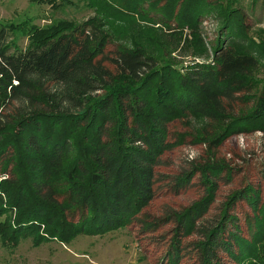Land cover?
<instances>
[{"label":"trees","instance_id":"trees-1","mask_svg":"<svg viewBox=\"0 0 264 264\" xmlns=\"http://www.w3.org/2000/svg\"><path fill=\"white\" fill-rule=\"evenodd\" d=\"M222 3L91 0L98 16L79 24L54 23L26 48L13 47L9 25L0 23V216L9 215L7 239L30 234L36 245L70 243L82 234L132 225L156 196L162 157L184 143V134L176 141L170 135L177 120L205 119L203 136L192 138L211 152L233 136L264 132V81L257 77L262 62L239 10L222 16L225 38L212 57L184 72L173 64L160 66L140 44L121 45L101 21L166 26L178 38L177 29L193 31ZM147 4L161 16L159 22L142 6ZM211 157L175 179L180 191L200 175L205 187L200 199L164 219L141 223L153 231L174 224L169 264L180 263L187 237L196 238L190 251L198 264H227L221 252L231 264H264L261 188L248 184L235 190L219 221L207 219L221 177L233 178L231 167ZM240 202L251 211L248 236L231 213Z\"/></svg>","mask_w":264,"mask_h":264},{"label":"rangeland","instance_id":"rangeland-1","mask_svg":"<svg viewBox=\"0 0 264 264\" xmlns=\"http://www.w3.org/2000/svg\"><path fill=\"white\" fill-rule=\"evenodd\" d=\"M56 2L52 4L48 0H0V23L9 25L12 33L11 45L15 48H26L33 38L43 36L47 30L53 29L54 23L79 24L98 16L96 10L89 6L91 0ZM222 2L223 7L211 9L202 18L203 23L193 31L187 28L177 29L178 38L173 36V28L162 25H138L134 21L121 20L114 22L111 18H107V22L101 18V21L104 29L121 45L133 47L140 44L158 59L160 66L173 64L184 72L188 65L212 57L217 42L225 38L221 36L222 16L228 9L239 10L248 39L254 45L252 49L261 58L262 67L257 77L264 81V0ZM142 6L146 11H151L150 16L155 21H160L161 16L156 10L148 9V4ZM138 32H141L138 35L141 38L135 39ZM113 48L115 45L109 47L108 53ZM234 107L238 110L240 105L236 102ZM205 125V119L190 115L169 126L173 141L177 140L178 134H184V143L162 157L156 168V196L132 225L102 235L82 234L70 243L49 240L36 245L34 236L30 234L16 240L7 239L9 215L0 216V264H169L168 253L172 250L174 224L164 225L153 231L146 229L141 221L164 219L204 195L205 187L200 175L193 179L191 185L180 191L174 187L177 176L195 164L206 162L207 156H212L213 161L226 163L233 169L231 181H227L224 175L219 181L217 198L207 217L209 221L218 222L227 198L232 192L248 184L261 188L264 198V132L233 136L211 152L208 151L207 144L193 143L192 136H203ZM231 213L239 219L244 236H248L246 215L251 213L249 206L240 202ZM78 220V217L74 219L76 222ZM195 239H183V258L179 264H198L195 253L190 251V243ZM220 256L227 264L232 263L227 253L221 252Z\"/></svg>","mask_w":264,"mask_h":264}]
</instances>
